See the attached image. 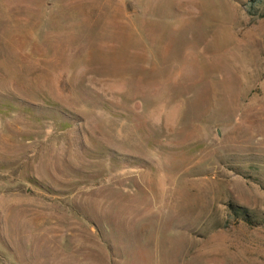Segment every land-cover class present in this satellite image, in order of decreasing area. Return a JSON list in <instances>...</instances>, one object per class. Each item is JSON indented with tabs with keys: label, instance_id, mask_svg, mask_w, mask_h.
<instances>
[{
	"label": "rangeland",
	"instance_id": "1",
	"mask_svg": "<svg viewBox=\"0 0 264 264\" xmlns=\"http://www.w3.org/2000/svg\"><path fill=\"white\" fill-rule=\"evenodd\" d=\"M0 264H264V0H0Z\"/></svg>",
	"mask_w": 264,
	"mask_h": 264
},
{
	"label": "trees",
	"instance_id": "2",
	"mask_svg": "<svg viewBox=\"0 0 264 264\" xmlns=\"http://www.w3.org/2000/svg\"><path fill=\"white\" fill-rule=\"evenodd\" d=\"M237 216H239L246 224H249L250 226H252L253 224V218L251 216H249L248 214H246L244 211L237 209L236 210Z\"/></svg>",
	"mask_w": 264,
	"mask_h": 264
}]
</instances>
